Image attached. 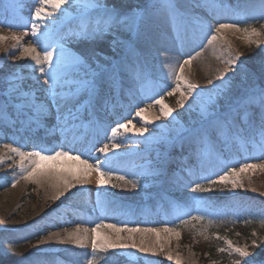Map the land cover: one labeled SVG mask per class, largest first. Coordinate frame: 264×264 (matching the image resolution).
<instances>
[{
  "label": "rangeland",
  "instance_id": "obj_1",
  "mask_svg": "<svg viewBox=\"0 0 264 264\" xmlns=\"http://www.w3.org/2000/svg\"><path fill=\"white\" fill-rule=\"evenodd\" d=\"M7 1L2 0L4 4ZM168 2L183 5L191 2L197 8L201 7V13L206 22L197 21L191 25L186 23L184 27L180 18L187 17V13L192 12L191 5H184V8L179 9V15L175 19L176 26H170L168 23L166 25L162 22V16H164L163 9L166 8L168 11ZM262 4L264 0H86L78 9L71 8L69 5L63 6L68 13L67 16L73 18L74 21L67 27L66 32L53 40L52 49L57 43L63 44L67 53L81 58L82 66L70 69V74L74 70L82 69V72L85 71L84 77L89 78L88 75L94 74L96 69L99 71L94 85L89 88L90 102L86 103V108L91 112L93 109L95 112H100L97 107L102 103L100 99L106 101L109 95L107 89H102L103 86H107L104 79L109 77L110 82L123 86L121 92L127 91L125 86L136 92L133 96L135 103L132 104L131 109H144L145 113H155L158 108L151 105L150 101L162 98L164 104L174 110L171 117L180 127L171 140L165 138L164 142L156 143V146L160 147L164 153L159 159V164L148 165L146 163L154 159L151 152L136 156L132 160L127 158L132 161L128 167L115 154L99 159L86 158L92 165L97 160L104 162L107 158L110 163L106 165V169L110 167L118 174L135 180L136 188H132L130 184L114 188L113 184H123L114 178L103 186H98L97 183L93 186L87 183V179L83 184H78L76 180L67 177L75 187L67 190L61 189L60 193L63 195H59L52 201L53 209L48 213L64 214L69 211L87 220L89 223L86 225L89 227L88 238L93 237L91 229L101 223L105 226L98 228L97 232L107 240L110 234L107 225H114L115 228L141 227V229L157 230L134 233L120 231L119 240L127 244L134 243L132 241L144 242L143 247L151 251L141 253L138 249L130 247L109 249L107 253L98 251L94 264H175L176 258H179L183 264H232L234 260H241L242 264H264V258L259 257V250L264 247V225L260 223L264 219V167L249 169L242 173L243 187H233L231 184L210 186L206 180L201 179L203 176L216 179L228 168H239L242 163L264 164L259 104H252L247 109L250 118H246L244 111L240 108L248 101L249 96L264 89V76H255L258 79L251 86L245 83L246 59H250L255 69H259L257 73L264 69V47L251 42L256 37L250 40L244 31L245 28L249 32L255 29L261 33L259 39L264 43ZM97 5L103 7H97ZM218 23H234L240 30L224 29L220 36L226 35L225 41L218 39L212 43L215 53L207 71H212L213 76H216L210 80L217 84L214 83L208 95L205 96L195 93L193 96H188L186 87L183 88V96L181 90L173 91L176 85L174 78L169 75V66H175L178 70L179 64L188 56L196 58L190 65L184 66V77L193 84L204 81L198 77L196 72L198 63L196 54L203 44L208 43L211 36L209 26L214 29ZM164 36L177 37L179 41L184 37L193 39L182 44L176 41L180 44L178 58L174 63L165 62L162 66L158 62L156 53L158 48L155 42ZM144 40L145 43L147 42L146 45ZM98 44L101 45L100 50L95 51L90 48ZM135 44L140 47L144 46L146 53L139 51L138 57H134L130 48ZM229 45H231L230 50ZM31 46L35 45L31 44ZM253 48H257L261 53L258 56L259 59L253 58L251 52L247 53L248 49ZM85 51L89 53V59L82 55ZM229 52L231 55L239 54L234 67L226 63L230 58ZM255 52L257 54L256 50ZM225 69L227 72L224 79L218 80L217 77ZM22 70L28 72L29 68L24 67ZM70 77L68 76L67 80ZM97 87L100 90H97ZM142 90L146 92V95ZM96 94L99 99H95ZM33 97L37 104L52 105L51 98L43 96L39 89L34 90ZM14 101L20 102L19 99H14ZM181 101L183 107H181ZM138 102L148 105L144 106ZM109 107H112L111 102ZM75 111L79 115L82 109L77 107ZM53 116L56 117V113ZM224 117H228V123L232 125L231 129L223 123ZM232 117H235L234 121ZM48 119L50 120V117ZM51 120H53L52 117ZM252 120L258 122L253 123ZM129 121L130 114L119 115L117 112V116L110 118L108 123L110 127H115L117 123L128 124ZM129 127L132 128V124ZM0 133L5 134L1 128ZM58 138L59 134L50 136V142L45 146L34 145L20 139L21 142L15 141L16 148L14 149H19L25 154L34 150H43L46 154H50L54 150H60ZM199 138L207 140L200 145L202 140L200 141ZM3 139L5 141L6 138ZM184 141L185 143L199 141V145H194L198 147L196 149L204 145L217 147L216 167L200 164L197 166L189 161L188 164L193 170H188L186 164L177 160L179 153L181 152V155L183 153L181 146ZM234 141H238L243 149H239L238 146L227 155V148L230 149ZM137 145L140 147V143ZM176 145L179 150L173 148L174 153L167 151ZM64 151L72 153L69 148ZM6 156L15 157L16 163L13 162L14 160H8L0 165V191L2 189L12 190L19 185V189L15 191L18 195H23L21 202L25 200L39 202L37 197L43 194V191L39 190L43 172L47 175H60L63 180L66 177L62 173L67 167H63L60 161H48L35 176L25 179L23 177L27 175V172L32 171L29 160L23 161L27 171H22L19 155L9 150ZM174 159L176 161L172 163ZM69 167L74 170L78 169V166L72 163ZM90 175L98 179L97 173L91 172ZM105 180H108V177H105ZM197 183L211 190L193 192L192 188ZM82 191L88 199L86 207H81L72 201V198ZM37 192L39 196L35 197ZM108 197L114 202L111 208L105 203ZM97 201L101 204L98 205ZM144 211L147 213H143ZM48 213L32 224L20 227L0 226V264H88V261L93 259L91 242H84L83 247L75 244L60 247L44 245L43 235L37 233L38 227L43 226L45 221L55 222L60 219L59 216L51 219ZM197 215L203 216L204 219L190 220V217ZM152 218L158 219V224L139 222ZM182 219L190 222L181 225ZM76 222L54 224L46 229L63 239L66 233L77 228L71 226ZM166 227L172 231L165 232ZM228 240L232 242V247L245 248L251 255L241 258L235 252L219 251V249L228 248L226 243ZM253 241L258 245L255 248L252 247ZM207 249L214 251L209 253ZM169 256L173 259L169 260ZM222 258H224L223 262Z\"/></svg>",
  "mask_w": 264,
  "mask_h": 264
},
{
  "label": "bare ground",
  "instance_id": "obj_2",
  "mask_svg": "<svg viewBox=\"0 0 264 264\" xmlns=\"http://www.w3.org/2000/svg\"><path fill=\"white\" fill-rule=\"evenodd\" d=\"M85 2L86 0H71L69 7L78 9L83 6ZM168 3L174 4L178 9V12L179 9L184 8V5H191L192 12L187 13V17L180 18V22L184 23V27L187 24L191 25L197 21H203V23L206 22L204 20L203 14L201 13V7L197 8L195 5H192L191 2H186L184 5L182 3ZM37 7H40L39 0H8L6 4L0 0V35L8 37L7 40L0 41V87L2 89L0 92V128L5 132L3 135L0 133V165H3V163L8 160H14L13 162L16 163L15 157L6 156L10 149L16 148L15 141L21 142L20 139H22L34 145L45 146L46 143L50 142V136L55 134H59L58 143L60 149L64 151L69 148L72 150L73 155L82 153V160H86L87 157L89 159H99L105 157V154L101 153L99 150L103 148L105 144H107L110 149L107 156L110 154H115L117 157L122 159V163L127 167L129 163L132 162L127 158L132 160L136 156L144 155L146 152H151L152 157H154V159L146 161L148 165L157 163L159 164V159H161L160 157L164 153L160 147L156 146V143L160 144L161 141L164 142L165 138L166 140H171L172 136L178 130H180V127L177 123H175L171 116H164L161 113L160 105L156 104L154 101H150V104L156 106L158 109L155 113L143 112V115L147 117L149 121H151L150 123H144L140 117L136 116V113L139 110L131 109L132 104L135 103L133 96L136 94V92L127 86H125L127 91L121 92L123 86L116 82H110L109 77L104 79V82L107 83V86H103L102 88L107 89L109 91V95L106 101L100 99L102 103L97 106L100 112H95V109H93L94 111L92 110V112L89 111L86 108V103L90 102L88 99L90 90L89 88L94 85L95 78H97L99 75V71L97 69L95 72L96 74L91 73L88 75L89 78L84 77L85 71L82 72V69L79 71L74 70L69 75L71 76L70 79L66 80V83L64 84V93H75V100L73 102L75 107L72 104L67 106L72 110L74 118L65 115L64 120L67 121L66 124L63 121H58L56 117L53 116L55 109L51 107L52 105H46L44 103L40 104L44 105L45 110L52 108V114L50 116H45L38 121L34 118V109H31L26 101H31L33 99L32 97L35 89H39L43 96L49 97L45 91L47 89V85L44 84L45 77L40 74L38 68L34 69L33 63H30L28 58H21V49L13 48V45H15L17 41L11 39V37L13 35L20 37L21 39L19 44L23 47H31V44L35 45L37 51L41 52L42 54V44L37 43L36 39L31 37L30 34L27 36L24 35L25 30L23 27L12 26L14 24H22L25 21L30 20L31 14ZM163 10L164 16H162V22L165 24L168 23L170 26L174 25L175 27L176 25L174 23L177 21H173L169 10L167 11L166 8ZM45 11L53 12V15L50 19L57 21L55 28L50 33L48 38L52 43L53 40L57 38V36L67 31V27L73 23L74 19L68 16H62L60 12H54L50 7L46 8ZM64 19H66V21H64ZM45 23H48L47 19ZM48 26L50 28L52 27L50 23ZM30 31L31 29L29 27V33ZM225 36L226 35H222V39L220 40L225 41ZM192 39V37H184L181 41H179V38L177 37L167 38L164 36L163 38H158L155 44L158 48L156 53L158 55V62L160 65L163 66L165 62L174 63L178 58L180 53V44H178L176 41L179 43L181 42L182 44L183 42H188ZM146 44L147 42L145 45ZM143 47L144 46L140 47L138 44L131 46L130 49L132 55L137 58L139 51L146 53L144 52L145 47ZM52 50H54L55 56V51H58V49L55 47ZM198 53H200V55L197 56L198 63L196 72L198 77L204 81L202 83H196L198 88L194 90V93L205 96L208 95L209 90L212 88V86H214V83L217 84L216 82L209 83V81H211L216 76H213L212 71H207V67L210 66L215 51L212 48V44L205 43L202 45V48ZM24 67H28L29 71L24 72L22 70ZM44 67L47 68L48 65L44 64ZM17 76L21 77L22 79H16L15 77ZM96 89L98 90L99 88L97 87ZM144 90H142V92L146 95ZM98 97V94H96L95 99H99ZM14 99H19L20 102H15ZM110 102L112 103V107H109ZM138 103L144 106L148 105L142 102ZM77 107H81L82 109L79 115H77L75 111ZM117 112L119 115L125 113L130 114V121L133 126L132 128H147V132H145L143 136H140L134 131L125 133L122 130L115 139H112V127L109 126L108 120L117 116ZM102 113H104L106 116ZM49 117L50 120L48 119ZM51 117L53 120H51ZM252 122L255 123L258 121L252 120ZM255 129L257 130L256 126ZM167 135L169 136L167 137ZM3 138H6L5 141ZM206 140L207 139H200V145ZM187 142L189 143H185V141L182 143L181 147H183V153L182 155L181 152L179 153L180 156L177 157V160L186 164L188 170H193L192 166L188 164L189 161L192 164H196L197 166L200 164L201 166L206 165L212 168L216 167L215 161L218 158L217 147L212 148L204 145L202 148L196 149L198 147L194 145H199V141H197L198 143L190 141ZM139 143L140 147L137 145ZM113 144H117L119 147L113 149ZM177 146L178 145L168 149L167 151L174 153L173 148L179 150V147ZM238 146V141L232 142V147L230 149L227 148V155H229V153L231 154L232 149H235ZM241 146L242 145H240L238 148L243 149ZM59 161L63 167H67L64 173H62V175L66 177L63 180L61 179L60 175H47L46 172H43L41 175V181L39 183V190L43 191V194L40 197H37L39 202H30L26 200L21 202L23 195H18L15 191L16 189H19V185H16L12 190L2 189L0 191V226L20 227L36 222L39 217L44 214L47 215V213L53 209L54 203L52 201L55 199L54 197L58 196L60 190L64 188L65 180L69 181L68 178L75 180V176H83L84 173L82 170L85 166L82 165L80 161L68 160L64 158H61L58 160V162ZM173 161H176V159L172 160V163H175ZM71 163L78 166V169L74 170L70 168L69 164ZM70 171H72V174H70ZM96 181L97 177L94 175H89L87 178V183L93 186L96 185ZM35 194V197L39 196V192ZM143 213H147V211H144ZM48 216H50L51 219L59 216L60 219L55 222L45 221L43 226L38 227L37 233L43 235V241L46 247L73 245L72 241L68 238L69 232L66 233L65 237L62 239L60 236L51 234V232L46 229L48 226L77 221L76 223L71 224V226H79L81 229H89V227L86 226L89 224L87 220L82 219L78 215H74L69 211L65 212L64 214H58V212H53L52 214L48 213ZM139 222H147L146 224H158L159 221L158 219L152 218ZM108 228L110 231V234L107 236L109 241L125 245L130 244L118 239L119 232L116 231L115 227ZM94 235L95 234L93 233L92 236ZM92 238L93 237H90L84 242L90 243ZM99 238L100 242H104V236L99 235ZM132 242L141 247L145 245L144 242ZM130 248L133 249L132 247ZM134 249L136 250V248Z\"/></svg>",
  "mask_w": 264,
  "mask_h": 264
},
{
  "label": "snow or ice",
  "instance_id": "obj_3",
  "mask_svg": "<svg viewBox=\"0 0 264 264\" xmlns=\"http://www.w3.org/2000/svg\"><path fill=\"white\" fill-rule=\"evenodd\" d=\"M71 3V0H39L40 7H37L35 11L31 14L30 20L25 21L22 24H14L12 26L15 27H23L24 28V35H31V37L35 38L37 43L42 44V54L41 52L37 51V48L35 46L31 47H23L19 44L20 37H17L13 35L11 39L17 41L15 45H13V48H19L21 49V58H28L32 63L33 67L38 68L41 75L45 77L44 84L47 85V89L45 90L47 95L51 98L52 107L55 109L56 113V119L58 121H63L65 124L67 121L64 120L65 115L69 117H73V112L70 108L67 106L72 104L75 107V104L73 103L75 100V93H64L63 87L66 83L67 77L70 75V69H75L82 66V60L80 57L71 55L67 53V50L64 48L63 44H56V48L58 51H55L54 56V50H52V43L49 41L50 33L55 28V25L57 23L56 20H51L50 18L53 15V12H47L45 11L46 8H52L54 12H60L62 16H67L68 13L64 9L63 6L69 5ZM97 7H103L101 5H97ZM167 8L172 16L173 21L176 19L177 15H179L178 9L176 6L172 3L167 4ZM262 8H264V4H262ZM264 18V17H262ZM46 19L48 20V23H45ZM49 23L52 25L50 28L48 25ZM29 27L31 29L29 33ZM224 29H234L239 31V27L237 24H225V23H218L214 29H212L211 26H209V31L211 32V36L208 39V43L212 44L214 41L218 39H222L220 36L222 30ZM244 31L248 34V38L251 40L252 37H256L255 40H251V42L256 43L260 47H264V43H262L259 39L261 33L257 32L255 29H252L251 32L247 28L244 29ZM8 37L0 35V41L7 40ZM231 48V45H229V50ZM197 56L200 55V53L196 54ZM230 58L226 61V63L230 66H235L236 61L239 59V54L231 55L229 52ZM196 57L194 56H188L182 63L179 64V69L176 70L175 66L170 65L169 66V75L174 78V82L176 85V88L173 89V91L181 90V95H184L183 88L186 87L188 92V96L194 95V90L198 88V85L191 83L188 81L184 75V66L190 65L192 61ZM44 64H47L48 67L45 68ZM227 72V69L222 71L220 73V76L217 77L218 80H223L225 77V73ZM16 79H22L21 77L17 76ZM209 83H212V81H209ZM91 86V85H88ZM78 91V89H77ZM168 95H171L172 93H167ZM30 95V94H25ZM156 104H159L161 106V113L166 116L170 117L172 116L173 109L167 107L163 99H157L154 101ZM26 103L30 106L31 109H34V118L38 121L41 118L45 116H50L52 114V108H48L45 110L43 104H37L35 102V98L31 101H26ZM259 104V107L261 109L260 111V136L262 142H264V89L259 90L258 92L253 93L251 96H249L248 101L244 103L242 106H240L241 110L244 111L246 118H250V114L247 112V109L252 104ZM181 107H183V102L181 101ZM214 107V105H213ZM144 109H140L136 116L140 117V119L144 123H150L151 121L148 120L147 117L143 115ZM239 114V113H237ZM231 116V113L229 114ZM74 118V117H73ZM233 121L235 117H232ZM223 123L227 125L230 129L232 127L231 124L228 123V117L223 118ZM131 124V121L128 122V124L124 123H117L115 127L111 128V138L115 139L116 136L119 134L120 130H123L125 133L129 131H134L137 135L143 136L145 132H147V128H141V129H135L130 128L129 125ZM119 145L113 144L112 148L116 149ZM262 147H264V143H262ZM11 151L15 152L17 155L21 157V170L27 171V169L24 168L23 161L25 159L29 160L30 165L32 166V171L27 172V175L23 178L29 179L32 178L37 174V171L44 167L48 161H58L61 158L68 159V160H75L80 161L82 165L85 167L83 168V176H75L74 179L78 184H83L84 180L88 178L91 172H95L98 175V179L96 181L98 186H103L111 181V179H115L117 181L123 182V184H113L112 187H123L127 185H131L132 188L137 187V182L135 180L128 179L125 175H120L118 172L114 169H111L108 167L106 169V165H109V161L106 158L104 162H101L100 160H97L94 165L89 164L88 160H82L81 154L73 155L71 152L60 150H54L50 154H46L43 150H34L32 152H29L25 154L24 152L20 151L19 149H10ZM101 153H104L107 157V154L109 153L110 149L107 144L104 145L103 148L99 150ZM35 158V159H33ZM257 167H264V164L257 165L252 163H242L240 164L239 168H228L223 172V175H219L216 177V179H213L211 176H203L201 179H204L207 181L208 185H216V184H223L228 185L231 184L233 187H243V180L241 179V174L249 169H254ZM105 177H108V180H105ZM75 187L74 184L71 182L65 180L64 182V188L65 190ZM210 188H205L202 184H195L192 188L193 192H204V191H210ZM59 195H63V193H59ZM203 216H192L190 217V220H196L201 221L203 220ZM190 221L189 220H181V225H186ZM211 223V221L209 222ZM262 225H264V219L260 221ZM105 226L102 223L97 224L94 228L91 229V231L95 234L91 240V255L93 259L88 261V264H94V258L98 251H103L105 253L108 252L109 249H123L126 247H129V245L117 243V242H111L107 240V238L104 239V242H100L99 233L97 232V229ZM107 227H115L114 225H107ZM89 229L83 228L81 229L79 226L72 232L68 233V238L72 241L73 244L83 247L84 241L88 239L87 233ZM117 232L120 231H128L130 233L134 232H149V231H157L156 229H141L139 227L136 228H116ZM165 232H171L172 229L165 228ZM255 235V233H253ZM177 235H179L177 233ZM219 238V237H218ZM228 248L227 249H219V251H231L235 252L239 255L241 258L249 257L251 254L245 250V248L241 247H232V242L230 240L226 241ZM258 245L255 241H253L252 247L255 248ZM132 248L138 249L141 253H148L151 251V249L146 247L138 246L135 243H132L130 245ZM169 260H172L173 257L169 256ZM175 264H183V262L179 259H175ZM232 264H242L241 260H234Z\"/></svg>",
  "mask_w": 264,
  "mask_h": 264
},
{
  "label": "trees",
  "instance_id": "obj_4",
  "mask_svg": "<svg viewBox=\"0 0 264 264\" xmlns=\"http://www.w3.org/2000/svg\"><path fill=\"white\" fill-rule=\"evenodd\" d=\"M125 1V0H124ZM99 46H101L100 44H98L97 46L95 45V46H90V48H93V50H95V51H97V50H100V47ZM89 48V49H90ZM88 49V50H89ZM85 50V49H84ZM255 50L257 51V54H255L256 52H255ZM248 52L247 53H249V52H251L253 55H255V56H253L252 55V57L253 58H255V59H259L258 58V56L261 54L260 52H258V49L257 48H253L252 50H247ZM90 52H92V51H90ZM82 55L86 58V59H89L90 57H89V53H87L86 51L85 52H83L82 53ZM91 55V54H90ZM245 65H246V67H247V70H246V72H245V75H246V79H245V83H247V84H250V86L251 85H253V83H255L256 81H257V79L258 78H256L255 76H264V69L261 71V72H259V73H257V71H259V69L257 70V69H255V66H254V64L250 61V59H246V62H245ZM87 197H86V194H85V192L84 191H82V192H80L79 194H77L75 197H73L72 198V201L73 202H75V203H77L79 206H81V207H86V203H87ZM98 202V205H100L101 203L99 202V201H97ZM106 204H108V207L109 208H111V206H113L114 205V202H113V200H111V198H107L106 199V202H105ZM208 250V252L209 253H212L214 250H212V249H207ZM259 257L260 258H264V247L261 249V250H259ZM224 261V258H222V262ZM226 261V260H225ZM221 264V263H220Z\"/></svg>",
  "mask_w": 264,
  "mask_h": 264
}]
</instances>
